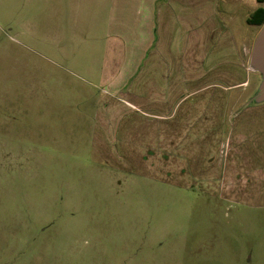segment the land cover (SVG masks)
<instances>
[{
    "label": "rangeland",
    "instance_id": "obj_1",
    "mask_svg": "<svg viewBox=\"0 0 264 264\" xmlns=\"http://www.w3.org/2000/svg\"><path fill=\"white\" fill-rule=\"evenodd\" d=\"M231 1L252 40L257 0ZM45 3L0 0V264H264V204L219 200L183 155L179 172L117 158L101 119L117 122L109 99L128 92L89 85L92 62L60 61L44 41ZM251 50L228 94L241 105L262 81Z\"/></svg>",
    "mask_w": 264,
    "mask_h": 264
},
{
    "label": "crops",
    "instance_id": "obj_2",
    "mask_svg": "<svg viewBox=\"0 0 264 264\" xmlns=\"http://www.w3.org/2000/svg\"><path fill=\"white\" fill-rule=\"evenodd\" d=\"M233 3L46 0L44 41L58 48L60 61L78 67L92 62L81 72L89 85L102 77L114 92H128L124 100L109 99L112 109L122 108L118 121L113 123L118 118L113 110L101 119L117 133L107 144L117 158L135 165L154 161L179 172L183 155L188 174L197 173L202 187L219 200L261 206L264 102L241 105L228 94L234 82L241 84L240 51L253 49L262 28L248 19L264 8V0L246 17V27L256 29L252 40L243 37L245 27L229 10Z\"/></svg>",
    "mask_w": 264,
    "mask_h": 264
},
{
    "label": "water",
    "instance_id": "obj_3",
    "mask_svg": "<svg viewBox=\"0 0 264 264\" xmlns=\"http://www.w3.org/2000/svg\"><path fill=\"white\" fill-rule=\"evenodd\" d=\"M250 66L253 71L259 73L262 77L258 93L254 98V102H264V25L259 32L252 49L250 58Z\"/></svg>",
    "mask_w": 264,
    "mask_h": 264
},
{
    "label": "trees",
    "instance_id": "obj_4",
    "mask_svg": "<svg viewBox=\"0 0 264 264\" xmlns=\"http://www.w3.org/2000/svg\"><path fill=\"white\" fill-rule=\"evenodd\" d=\"M258 1L260 3H263V0H258ZM248 23L263 26L264 25V8L263 7L258 8L252 14V16L248 19Z\"/></svg>",
    "mask_w": 264,
    "mask_h": 264
}]
</instances>
